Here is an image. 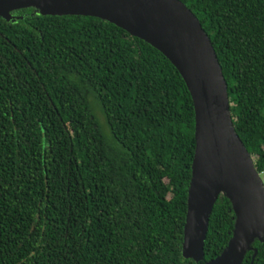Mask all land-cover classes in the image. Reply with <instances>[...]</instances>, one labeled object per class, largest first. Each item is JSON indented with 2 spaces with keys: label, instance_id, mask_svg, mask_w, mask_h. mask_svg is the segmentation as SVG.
<instances>
[{
  "label": "trees",
  "instance_id": "trees-1",
  "mask_svg": "<svg viewBox=\"0 0 264 264\" xmlns=\"http://www.w3.org/2000/svg\"><path fill=\"white\" fill-rule=\"evenodd\" d=\"M179 1L211 41L235 132L264 180V0ZM11 14L0 17V264L217 258L234 225L223 196L203 260L182 257L195 120L177 70L100 19ZM253 248L242 264H264V243Z\"/></svg>",
  "mask_w": 264,
  "mask_h": 264
},
{
  "label": "water",
  "instance_id": "water-1",
  "mask_svg": "<svg viewBox=\"0 0 264 264\" xmlns=\"http://www.w3.org/2000/svg\"><path fill=\"white\" fill-rule=\"evenodd\" d=\"M28 8L41 16L108 22L171 63L190 95L195 120L182 257L203 260L209 218L223 196L234 214L231 238L222 253L205 264H242L250 251L254 258L253 244L264 243V181L235 132L222 69L193 13L179 0H0V17L14 21L12 12Z\"/></svg>",
  "mask_w": 264,
  "mask_h": 264
},
{
  "label": "rangeland",
  "instance_id": "rangeland-1",
  "mask_svg": "<svg viewBox=\"0 0 264 264\" xmlns=\"http://www.w3.org/2000/svg\"><path fill=\"white\" fill-rule=\"evenodd\" d=\"M95 114L97 115L100 124H101V125H104V122H105V121H104V118H103V116L101 115V113H100V111H99L98 109H95ZM105 126H106V128H107V132H108V133H105V132H103V130H102L103 134H105V136H106L107 139H109V140H113V139H112V136H111V134H110V132L108 131V127H107L106 124H105ZM263 181H264V180H263Z\"/></svg>",
  "mask_w": 264,
  "mask_h": 264
}]
</instances>
